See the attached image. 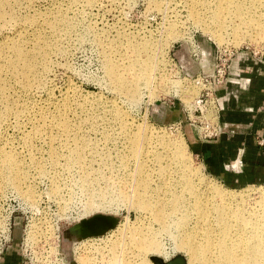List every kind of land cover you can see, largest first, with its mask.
<instances>
[{"label": "bare ground", "instance_id": "obj_1", "mask_svg": "<svg viewBox=\"0 0 264 264\" xmlns=\"http://www.w3.org/2000/svg\"><path fill=\"white\" fill-rule=\"evenodd\" d=\"M46 1L52 5L59 3L54 6L56 12L51 20L34 15L35 19L30 16V21L25 19L21 22L15 14L36 11L34 6L38 5V0H0V32L4 33L7 26L12 28V36H7V33L0 41V124L9 125L12 121L26 125L43 123L44 127L50 124L54 129L60 125L59 132H63L60 135L66 140L91 139L87 131L71 126V116L80 122L89 121L90 131L94 134L98 131L97 125L102 124L106 117L93 114L90 111L92 105L89 108L86 103H80L78 91H74L63 105L58 104L54 112L49 110L50 101L48 104H31L22 99V96L28 98L46 89L52 67L51 54H63L65 49L61 47V42L63 38L70 37L72 22L66 11L81 2L69 0L70 5H67V9L64 5V11L59 0ZM94 1L85 0V3L91 6ZM195 1L203 3L212 21L222 22L227 29L232 26L226 18L224 23V16L242 12L238 10L240 0ZM190 8L194 18L199 19L197 21L206 19L204 15L200 17L202 9L201 13H196L198 10L193 9L192 5ZM261 15H252L244 26L240 22L236 24L233 31L244 33V36L238 37L239 43L245 40L257 44L264 41V16L262 18ZM214 36L221 41L219 34ZM156 44L154 41H130L123 52L117 51L119 58L114 56L112 47L106 53L105 67L109 83L118 93L116 97L136 102L150 88L151 82L159 79L158 84L160 81L164 83L161 74L159 77L153 74L152 62L158 56ZM116 97L108 101L109 117L106 120L111 127L109 130L103 129L100 140L105 143L104 148L100 149L98 145L76 146L70 151L64 170L74 173V183L87 197L88 212L101 208L106 197L110 196V200L118 201L117 204L134 208L137 222L119 227L107 238H94L90 247L92 250L77 257V264H155L152 256L168 260L180 251L187 254V264H264V193L257 191L260 199L253 201L252 192L230 193L214 188V184L212 187L210 182L204 184L198 177L199 168L197 170L192 165L181 139L172 140L151 126L142 128L122 109ZM40 128L35 127V134L31 137H42L39 135L43 133ZM67 147L70 150L69 144ZM28 179L27 170L17 156L11 152L2 153L0 191L10 186L22 197L36 202L38 196H31L29 190L21 187ZM101 183L104 185L99 187ZM142 220H146V223ZM163 234L172 239L171 251L166 249ZM95 240L101 241L99 247H96ZM126 245L132 249L125 251ZM130 251L133 255L137 253L138 263L133 260L135 256L129 255V258L124 257L126 259L119 257L123 262L119 261L120 252L129 254ZM92 252L93 257L89 255Z\"/></svg>", "mask_w": 264, "mask_h": 264}, {"label": "rangeland", "instance_id": "obj_2", "mask_svg": "<svg viewBox=\"0 0 264 264\" xmlns=\"http://www.w3.org/2000/svg\"><path fill=\"white\" fill-rule=\"evenodd\" d=\"M247 1L240 0L241 7L238 10L241 9L243 13L239 11L240 13H227L224 16V23L226 18V21L232 26L227 29L222 22L218 20L214 22L212 18L210 19L206 13L208 10L203 3L195 1V5L193 0H95L91 6L86 5L85 0H81L80 3L72 5L73 9L70 11L65 10L68 8L67 5H70L69 0H59L62 8L66 7L64 11L72 22L69 39L63 38L61 42L65 54H51L52 67H50L51 71L47 77L46 89L28 98L23 97L20 93L18 95L31 104H48L50 101L49 110L54 112L58 104L63 105L74 91H78L80 103H86L89 108L92 105L90 111L93 114L100 118H106L100 124L101 126L97 125L98 131L95 135L90 131L91 123L89 121H86L87 123L80 122L79 119L74 120V117L71 116L73 119L71 126L75 129L79 128L83 132L87 131L92 137L87 140L64 139L65 137L61 136L63 132H61L62 134L59 132L60 125H54V127L56 126L54 129L50 124H45L47 128L44 127L43 123L26 125L12 121L13 123L10 122L9 125L0 124V159L4 152L15 154L23 163L29 176L27 182H24L21 187L29 190L31 196H38L37 201L33 202L32 199L22 197L10 186H5L0 191V264H67L65 258L67 253L73 254L77 263V257L92 250L94 238H107L112 235V231L118 230L119 227L123 228L128 223V225H134L137 222V212L134 208L121 203L117 204L118 201L114 199H111V202L110 196L106 197V205L103 202L101 208L93 210L94 212H88L87 197L77 183H74V173L64 170L71 154L70 151H73L76 146L81 148L84 145H98L100 149L104 148L105 143L101 141L103 129L109 130L111 127L106 120L109 117L108 101L114 99L118 94L109 83L105 55L112 47L114 56L119 58L120 54L118 55L117 51L123 52L126 49V44L130 41L139 43L154 41L157 43L155 47L158 56L152 62L153 74H156L157 77L161 74L160 78H163L161 80L164 83L160 81L158 84L159 79L151 82L150 88L145 90L142 97L136 102L116 97V101L122 109L142 128L146 129L151 126L150 128L172 140L181 139L188 151L190 161L192 160V165L197 170L199 168L198 177L204 184L210 182L209 185L214 184V188L217 187L225 192H252V197H250L253 201L260 199L257 191L264 193V182L242 187L225 185L206 172L188 142L192 132L197 133L195 127L198 125V120L202 121L203 118L213 115L212 105L208 106L203 115H200L199 110H195V108L196 99L202 89L212 86L205 79H210V75L213 73L216 55L224 53L223 57L229 59V64L231 58L242 50L250 51L255 55L264 53V41L257 44L245 40L239 43L237 39L244 36V33L243 31H233L238 22L244 26L245 22L248 23V19L252 18V15L263 14L262 18L264 16V0L260 3L253 0H249V3ZM251 3L253 4L251 5ZM261 3L263 6L259 5ZM36 4H38L34 6L36 11H20L15 15L20 14L21 16L15 17L21 19V22L26 21L25 19L30 21V16L33 19L36 18L35 16H43L42 19L48 17V20H51L56 12L54 6L59 3L52 5L46 0H38ZM191 5L193 9L198 10L196 13L203 11L199 16L204 15L206 19L197 21L199 19L194 18L192 9H189ZM237 14L243 15L237 16ZM3 32H0V41L7 33V36H12V28L9 26L4 28ZM214 34H219L221 41L217 40ZM48 35L50 36V34ZM181 45L188 48L189 55L187 56L189 57L187 58L190 59V67L193 66L195 74L186 75L175 58L174 54ZM202 49H204L206 57L202 55ZM202 59H204L203 67L199 69L197 63ZM212 87L215 90L216 87L214 85ZM41 126L43 128H40ZM35 127L43 131L42 134H39L42 137H31L35 134ZM68 144L70 150L67 147ZM57 166L58 168L54 169ZM103 185L101 183L99 187ZM98 212L118 217L117 225L103 235L75 241L68 248L69 250L67 249L68 252L65 251L61 237L63 229ZM143 222L146 223V220ZM162 236L166 249L171 251L172 239L166 234ZM100 242V240H95L96 247L101 245ZM126 246L125 251L132 249H129L128 245ZM120 253L118 258L135 256L133 260L138 263L137 253L135 255L131 251L129 254L123 252L124 254L121 253V255ZM92 254L94 255V252L89 255ZM176 254H182L187 258L184 251ZM120 258L119 261H122L123 259ZM135 258L137 259L135 260Z\"/></svg>", "mask_w": 264, "mask_h": 264}, {"label": "crops", "instance_id": "obj_3", "mask_svg": "<svg viewBox=\"0 0 264 264\" xmlns=\"http://www.w3.org/2000/svg\"><path fill=\"white\" fill-rule=\"evenodd\" d=\"M220 133L188 142L206 172L230 187L264 182V57L237 52L216 86ZM263 139V142H261Z\"/></svg>", "mask_w": 264, "mask_h": 264}, {"label": "water", "instance_id": "obj_4", "mask_svg": "<svg viewBox=\"0 0 264 264\" xmlns=\"http://www.w3.org/2000/svg\"><path fill=\"white\" fill-rule=\"evenodd\" d=\"M188 52L187 46L181 45L174 55L186 75H192L195 73L193 72V66L190 67V59L187 58L189 57L187 56L189 55ZM201 53L203 56H207L205 55L206 53L204 49L201 50ZM203 60L204 59H202V61H198V63L196 62L199 66V69L203 67ZM197 69L198 67L196 70ZM118 221V217L112 214L100 212L78 220V222L71 226L65 227L62 231L61 237L64 250L68 252V248L71 247V244L73 245L75 241H79L88 237L103 235L105 232L114 228ZM65 258L67 264H77L73 254L70 255L67 253L65 254ZM152 260L155 264H187L186 258L182 254H176L168 260H163L159 256H152Z\"/></svg>", "mask_w": 264, "mask_h": 264}, {"label": "built area", "instance_id": "obj_5", "mask_svg": "<svg viewBox=\"0 0 264 264\" xmlns=\"http://www.w3.org/2000/svg\"><path fill=\"white\" fill-rule=\"evenodd\" d=\"M224 55V53H219L216 55L213 73L210 75V79H205L212 86H219L226 81L227 72L229 70V59L223 57ZM259 56L264 57V53H260ZM212 86L211 88L205 87L202 89L200 95L196 99L195 110H199L200 115H203V113L208 109L209 105H212L213 109V115L209 118H203L202 121L198 120V125L195 127L197 135L201 139H211L220 133V124L218 121L219 104L214 87ZM261 142H263V139H261Z\"/></svg>", "mask_w": 264, "mask_h": 264}]
</instances>
